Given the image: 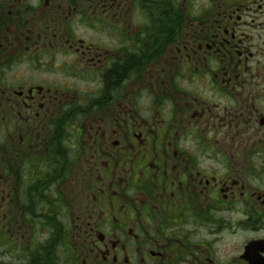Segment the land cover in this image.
I'll use <instances>...</instances> for the list:
<instances>
[{
  "label": "flooded vegetation",
  "instance_id": "af4514ba",
  "mask_svg": "<svg viewBox=\"0 0 264 264\" xmlns=\"http://www.w3.org/2000/svg\"><path fill=\"white\" fill-rule=\"evenodd\" d=\"M264 264V0H0V264Z\"/></svg>",
  "mask_w": 264,
  "mask_h": 264
},
{
  "label": "trees",
  "instance_id": "16d2710c",
  "mask_svg": "<svg viewBox=\"0 0 264 264\" xmlns=\"http://www.w3.org/2000/svg\"><path fill=\"white\" fill-rule=\"evenodd\" d=\"M45 264V263H44Z\"/></svg>",
  "mask_w": 264,
  "mask_h": 264
}]
</instances>
